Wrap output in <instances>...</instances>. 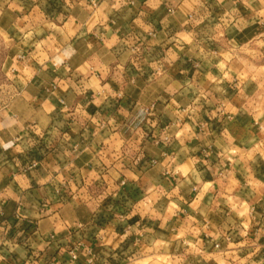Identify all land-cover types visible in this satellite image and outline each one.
<instances>
[{
  "label": "crops",
  "instance_id": "0c3cea01",
  "mask_svg": "<svg viewBox=\"0 0 264 264\" xmlns=\"http://www.w3.org/2000/svg\"><path fill=\"white\" fill-rule=\"evenodd\" d=\"M0 44V264H264V0H0Z\"/></svg>",
  "mask_w": 264,
  "mask_h": 264
},
{
  "label": "rangeland",
  "instance_id": "374dc122",
  "mask_svg": "<svg viewBox=\"0 0 264 264\" xmlns=\"http://www.w3.org/2000/svg\"><path fill=\"white\" fill-rule=\"evenodd\" d=\"M8 49L9 48L6 46V44H0V106L3 105L9 95L7 94L8 91L6 88L9 85L10 81L3 72Z\"/></svg>",
  "mask_w": 264,
  "mask_h": 264
},
{
  "label": "built area",
  "instance_id": "2783aa9c",
  "mask_svg": "<svg viewBox=\"0 0 264 264\" xmlns=\"http://www.w3.org/2000/svg\"><path fill=\"white\" fill-rule=\"evenodd\" d=\"M82 244H77L73 249L70 250V263L73 264L79 260V250L81 248ZM92 262V260H90Z\"/></svg>",
  "mask_w": 264,
  "mask_h": 264
}]
</instances>
